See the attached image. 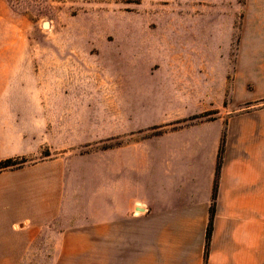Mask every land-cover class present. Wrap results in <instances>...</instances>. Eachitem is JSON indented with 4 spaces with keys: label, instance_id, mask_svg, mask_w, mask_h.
Segmentation results:
<instances>
[{
    "label": "rangeland",
    "instance_id": "374dc122",
    "mask_svg": "<svg viewBox=\"0 0 264 264\" xmlns=\"http://www.w3.org/2000/svg\"><path fill=\"white\" fill-rule=\"evenodd\" d=\"M48 3L32 18L0 0V47L19 43L21 108L47 142L28 164L55 162L50 184L62 192L34 250H53L56 233L91 239L108 220L110 179L145 167L142 154L155 151L163 126L264 105L253 82L264 68V0ZM210 80L225 81L223 102L195 113L207 107ZM85 248L79 260L91 264V241Z\"/></svg>",
    "mask_w": 264,
    "mask_h": 264
},
{
    "label": "crops",
    "instance_id": "0c3cea01",
    "mask_svg": "<svg viewBox=\"0 0 264 264\" xmlns=\"http://www.w3.org/2000/svg\"><path fill=\"white\" fill-rule=\"evenodd\" d=\"M0 48V159L31 158L47 144L45 131L29 124L21 108L19 43L7 52ZM258 69L253 82L264 93V68ZM220 85L224 89L225 81L210 80L207 107L193 112L219 107ZM215 109L211 120L163 126L155 151L142 154L145 167L125 168L110 179L108 220L102 228L94 225L91 239L81 232L56 233L53 250H34L36 241L44 240L40 229L62 202L61 190L50 184L56 164L40 160L1 172L0 264H83L79 258L89 251L85 241H91V264H264V105ZM222 137L213 228L204 255Z\"/></svg>",
    "mask_w": 264,
    "mask_h": 264
},
{
    "label": "trees",
    "instance_id": "16d2710c",
    "mask_svg": "<svg viewBox=\"0 0 264 264\" xmlns=\"http://www.w3.org/2000/svg\"><path fill=\"white\" fill-rule=\"evenodd\" d=\"M6 2L13 10L26 9L29 12L25 14H28L32 18L42 17L43 15L47 14L50 9L54 8L53 5L48 3V0H6ZM195 118H198V116L192 115L189 118H187V120H184V122L191 121ZM211 119H207V120H211ZM223 150H224V137H222L220 141L218 158L215 166V179L212 188V201H211L209 217L206 227L204 255H207L210 236L213 228L214 207H215V200H216L217 187H218V175L221 169V156ZM29 161H30L29 158L24 155L0 159V173L7 170L20 169L25 165H27Z\"/></svg>",
    "mask_w": 264,
    "mask_h": 264
},
{
    "label": "bare ground",
    "instance_id": "6f19581e",
    "mask_svg": "<svg viewBox=\"0 0 264 264\" xmlns=\"http://www.w3.org/2000/svg\"><path fill=\"white\" fill-rule=\"evenodd\" d=\"M44 27H45V28H47V27H48V24H47V23H45V24H44Z\"/></svg>",
    "mask_w": 264,
    "mask_h": 264
},
{
    "label": "water",
    "instance_id": "95a60500",
    "mask_svg": "<svg viewBox=\"0 0 264 264\" xmlns=\"http://www.w3.org/2000/svg\"><path fill=\"white\" fill-rule=\"evenodd\" d=\"M45 23H47V22H44L43 24H45ZM48 24V23H47Z\"/></svg>",
    "mask_w": 264,
    "mask_h": 264
}]
</instances>
